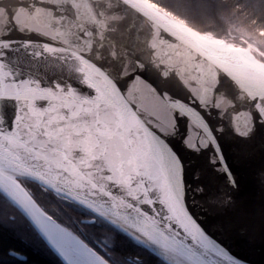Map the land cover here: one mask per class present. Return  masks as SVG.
Segmentation results:
<instances>
[{"label":"snow or ice","instance_id":"1","mask_svg":"<svg viewBox=\"0 0 264 264\" xmlns=\"http://www.w3.org/2000/svg\"><path fill=\"white\" fill-rule=\"evenodd\" d=\"M212 13L0 0V264H264V40Z\"/></svg>","mask_w":264,"mask_h":264},{"label":"trees","instance_id":"2","mask_svg":"<svg viewBox=\"0 0 264 264\" xmlns=\"http://www.w3.org/2000/svg\"><path fill=\"white\" fill-rule=\"evenodd\" d=\"M208 3L212 6L213 13L209 19L201 23L222 34L232 30V25L247 28L250 32L255 30L257 25L251 22L253 18L258 19L264 25V0H208ZM223 17H227V20ZM234 39L238 40L236 37ZM7 242L12 243L13 241L7 238ZM132 251L135 252L137 249H132ZM0 255H2V249H0ZM142 255L148 264H156V258L149 253L143 252ZM31 259L37 264H56L55 257L40 247L38 243L32 252Z\"/></svg>","mask_w":264,"mask_h":264},{"label":"water","instance_id":"3","mask_svg":"<svg viewBox=\"0 0 264 264\" xmlns=\"http://www.w3.org/2000/svg\"><path fill=\"white\" fill-rule=\"evenodd\" d=\"M113 2H115V0H113ZM139 24H140V21H138V20H134V19H128L127 21H125V23L122 25V27H125V28H127V27H132L133 25H135V26H139ZM133 31H135V28H133ZM236 251H238V252H242V253H244V254H249V255H253L254 253L251 251V250H249L245 245H243V244H239L237 247H236V249H235ZM255 255V258L256 259H259V256H258V253H255L254 254Z\"/></svg>","mask_w":264,"mask_h":264},{"label":"rangeland","instance_id":"4","mask_svg":"<svg viewBox=\"0 0 264 264\" xmlns=\"http://www.w3.org/2000/svg\"><path fill=\"white\" fill-rule=\"evenodd\" d=\"M243 28V27H242ZM237 29H241L240 28V26L238 27V26H235V28H232V30H231V33H230V35L232 36V37H236V38H238V40L240 39V37H241V32L240 31H238ZM243 29H245L246 31H248V29L247 28H243ZM250 32V31H249ZM253 34H254V38L255 39H257V40H264V37H259V36H255V33H256V29L255 30H253V31H251Z\"/></svg>","mask_w":264,"mask_h":264},{"label":"flooded vegetation","instance_id":"5","mask_svg":"<svg viewBox=\"0 0 264 264\" xmlns=\"http://www.w3.org/2000/svg\"><path fill=\"white\" fill-rule=\"evenodd\" d=\"M31 264H37L36 262H34L32 259H31Z\"/></svg>","mask_w":264,"mask_h":264}]
</instances>
